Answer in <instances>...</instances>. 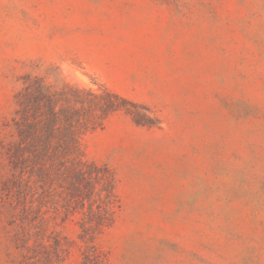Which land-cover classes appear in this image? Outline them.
Returning a JSON list of instances; mask_svg holds the SVG:
<instances>
[{"label":"rangeland","instance_id":"obj_1","mask_svg":"<svg viewBox=\"0 0 264 264\" xmlns=\"http://www.w3.org/2000/svg\"><path fill=\"white\" fill-rule=\"evenodd\" d=\"M34 78L107 88L153 121L117 111L80 137L119 204L99 264H264V0H0V264H29L25 244L81 264L63 194L22 211L16 95Z\"/></svg>","mask_w":264,"mask_h":264},{"label":"trees","instance_id":"obj_2","mask_svg":"<svg viewBox=\"0 0 264 264\" xmlns=\"http://www.w3.org/2000/svg\"><path fill=\"white\" fill-rule=\"evenodd\" d=\"M16 103L19 120L14 122L16 140L12 147L15 163L20 165L24 218L28 219L34 200L46 204L49 189L63 194L60 206L64 213L80 214L78 237L84 243L81 264L101 263L102 253L94 241L112 225L119 204L112 171L83 158L80 137L117 111L130 115L136 124L151 126L152 119L141 111L148 109L107 88L96 93L65 83L54 89L40 78L17 93ZM32 177L40 183L37 197L29 182ZM57 206L53 203L55 210ZM40 210L33 220L42 218ZM25 245L32 253L29 264H53L49 253L43 256L36 246Z\"/></svg>","mask_w":264,"mask_h":264}]
</instances>
